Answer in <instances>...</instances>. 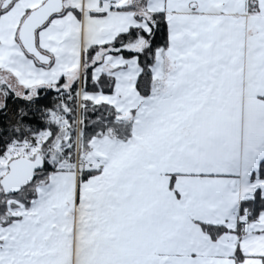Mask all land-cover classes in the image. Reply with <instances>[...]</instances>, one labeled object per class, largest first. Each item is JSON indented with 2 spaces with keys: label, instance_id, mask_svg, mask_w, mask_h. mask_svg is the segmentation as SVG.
I'll use <instances>...</instances> for the list:
<instances>
[{
  "label": "snow or ice",
  "instance_id": "obj_1",
  "mask_svg": "<svg viewBox=\"0 0 264 264\" xmlns=\"http://www.w3.org/2000/svg\"><path fill=\"white\" fill-rule=\"evenodd\" d=\"M0 264H264V0H0Z\"/></svg>",
  "mask_w": 264,
  "mask_h": 264
}]
</instances>
